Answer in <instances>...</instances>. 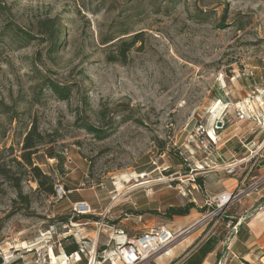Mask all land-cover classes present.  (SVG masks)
I'll list each match as a JSON object with an SVG mask.
<instances>
[{"label": "rangeland", "instance_id": "obj_1", "mask_svg": "<svg viewBox=\"0 0 264 264\" xmlns=\"http://www.w3.org/2000/svg\"><path fill=\"white\" fill-rule=\"evenodd\" d=\"M0 7V149L19 156L35 127L43 145L34 165L69 192L58 201L24 177L25 207L0 179V258L40 264L50 232L73 223L78 243L61 235L49 252L52 264H64L63 246L73 243L85 250L76 263L99 260L113 250L115 229L130 240L160 230L178 235L149 264H163V254L195 236L189 250L216 238L215 264H231L228 220L215 225L205 204L211 188L228 179L227 166L217 169L221 160L228 165L240 153L248 156L257 146L250 142L264 136V0H0ZM46 19L54 20L50 34L39 27ZM17 30L26 41L14 36ZM57 33L62 42L53 50ZM132 39L123 59L120 43ZM49 83L70 86L68 101L56 98ZM244 102L251 110L242 121L236 108ZM83 124L106 130L105 138ZM208 134L220 139L210 155L203 147ZM228 138L238 155L227 161ZM75 201L90 212L75 215ZM187 204L194 205L188 216H163ZM245 206L235 202L224 216L236 217ZM101 220L104 227L95 225ZM251 255L241 263L258 264ZM107 258L103 264H121L111 253Z\"/></svg>", "mask_w": 264, "mask_h": 264}, {"label": "built area", "instance_id": "obj_2", "mask_svg": "<svg viewBox=\"0 0 264 264\" xmlns=\"http://www.w3.org/2000/svg\"><path fill=\"white\" fill-rule=\"evenodd\" d=\"M248 113V109L246 107L244 108V106L236 108V118L238 120H248ZM261 128L263 130L262 133H264V126L262 125ZM207 137L208 146L204 144L203 147L204 152H206L207 155H210L211 148L213 147L214 149H216L217 141H219L220 139L216 136L215 139H213L210 137L209 134ZM261 143H264V136L261 140ZM250 144L252 147L255 146L254 142H250ZM257 147L258 145L256 146V148ZM259 158H261V153H256L255 149L253 151H250L248 156H246L245 158L237 161L235 160L232 163L228 164L225 168V173L227 175H235L237 171L241 170V176L238 185L232 192H224L218 194L216 196L211 197L209 201L206 202L205 205L210 210L208 213V217L210 218V220L215 219V225H217L219 221L222 220L225 213L235 202H239L242 198L248 197L258 185L264 184L263 177L259 180V183H257V185H246L248 176L258 166ZM54 188V197L58 201L64 199L69 194V192L64 190L63 186L55 185ZM263 208V204L258 205L257 207L253 208L254 213L261 211ZM72 211L77 216L85 215L90 212V207L87 203L83 201H78L72 204ZM85 211L87 213H85ZM74 225L75 224L73 223H71L70 225L62 224L60 232H50L49 238L47 239V243H49L51 240L52 244H50L47 254H44V252H42L43 254H40L41 252H38L37 254V256L39 257L38 260L41 262L40 264H52L51 260L49 259V252L53 250V244L55 245L56 242L60 246L59 241L62 238L59 237L61 235L63 236V238H65V235H71L75 239L76 243H78L76 234L72 233L73 230L71 227H73ZM95 225L104 227L102 220L99 222H95ZM239 225V220L233 223L231 219H228L225 226L231 229L232 235H236L239 229ZM177 237L178 235L176 236L168 230H160L159 232H147L141 234L137 238L130 240L123 231L115 229L112 230L111 237L114 244L113 250L111 252H106L105 254H103V256L99 258V260H96L94 257H92L91 259H89L88 264H103L106 262V260L110 262V258H107L110 253L112 254V256H115L121 264H149L150 260L156 254H158L167 246H169ZM84 253V247L80 245L76 253L67 256L66 262L73 257L75 260L80 261L81 256ZM45 257H47V259ZM1 258L3 259L4 264H7L6 258L2 256ZM257 263L264 264V248H261L259 250V258L257 259Z\"/></svg>", "mask_w": 264, "mask_h": 264}, {"label": "crops", "instance_id": "obj_3", "mask_svg": "<svg viewBox=\"0 0 264 264\" xmlns=\"http://www.w3.org/2000/svg\"><path fill=\"white\" fill-rule=\"evenodd\" d=\"M244 106L248 109V111L251 110V106L249 107L247 103L245 102H244ZM235 136L236 135H234L233 137ZM232 138L226 139V141L222 144V147L224 146L225 147L224 150L227 152L225 154V157L230 156V159H226L227 161L231 159H236L235 156L238 155L235 149L230 148V144L234 143ZM251 140H255V139L253 138ZM254 144L258 145V147L256 148V153L260 152L261 158L258 159V166L256 167V169H254L252 173L248 176V179L246 181V185L248 186L252 184L257 185V183H259V180L264 177V143H261V140H259V141H254ZM240 155H241V158L237 160H241L246 157L245 153L243 154L240 153ZM225 166H227L225 161L221 160V162L217 165L218 167L217 169H219V167L220 169L225 168ZM238 173H236L235 175H228V179L224 183L218 185L216 188H211L213 193H210L209 196H216L224 192H228V193L232 192L236 188L240 180L241 174L240 172ZM75 202H78V201H75ZM239 203L246 204L245 208L239 213H237L236 217L229 216V218L235 222L239 220L240 229L242 228L239 235H232L230 244H228L229 248H231V246H234L233 248L236 251L235 252L234 250H231L229 253L230 254L229 262L231 264H242L240 260L246 259V257L249 256L250 254H252L251 256L255 259V261H257V259L259 258V250L261 248H264V244H263L264 240L260 239V236L264 234V208L261 211L255 212L254 215L250 217L247 216L248 210L257 207L260 204L264 205V184L258 185L250 193L248 197L242 198L239 201ZM245 237L246 239H244ZM196 239H197V236H195L194 238L188 237L186 240L180 242L179 244L175 245L172 249H170L168 251V254L166 253L163 254L162 257L166 259V261L163 264H170L173 261V259L176 260L178 257L183 255L185 252H187L185 256L182 259H180V261L176 264H215L218 258V254H217L218 246L217 245L213 246L212 242L214 241V239L215 241L217 239L209 238L211 239V242L207 247L204 246V244L208 239L200 241L189 250L188 248H190V246L193 245ZM250 247H254L253 248L254 252H252V249H251V251L248 254H246L244 257L238 260L236 257L237 253H241V254L246 253L247 251H249ZM57 257H58L57 262H60L59 258L61 256L58 255ZM72 260L75 261V264H79V263H76L78 262L77 260L75 259H72Z\"/></svg>", "mask_w": 264, "mask_h": 264}, {"label": "trees", "instance_id": "obj_4", "mask_svg": "<svg viewBox=\"0 0 264 264\" xmlns=\"http://www.w3.org/2000/svg\"><path fill=\"white\" fill-rule=\"evenodd\" d=\"M173 1V0H169ZM4 8L0 7V12L3 11ZM39 27L44 34H50L52 27H54V20L46 19L39 23ZM60 35V33H59ZM58 33L53 35L51 39V47L53 50H56L61 41H58ZM14 36L19 41H26L27 35L24 32L15 31ZM135 39V38H134ZM132 39L129 42H121L119 47L120 57L125 59L126 53L129 52L132 47L135 45V41ZM117 61V60H112ZM48 89L50 92L58 98L60 101H68L71 96L72 90L70 86L62 87L57 84L49 83ZM81 128L91 134L93 137L97 139L105 138V131L100 128H95L88 124H83ZM43 145V138L37 131L35 127L31 128L27 134L25 135L22 146L20 149L19 156H14L13 148H5L0 149V179L6 182L10 188L15 190L17 199H19L25 207L28 205L27 196L23 195L22 192V183L24 181V177H31V179L37 184L39 190H41L47 196H54L55 194V186L54 181L49 176L44 174L42 170L34 165L33 157L38 154L39 147ZM6 154V155H5ZM12 158H9L11 157ZM21 171V173H20ZM196 182L199 186L202 185V180L197 179ZM194 208L193 204H187L183 207H169L164 213V217L167 220H171L172 218H182L186 217L190 214V211ZM25 209V208H24ZM89 219H93L91 216H87ZM225 219H230L228 216H224ZM232 220V219H231ZM234 223V221H233ZM240 229V226H239ZM242 228L238 230L236 235H239ZM239 237V236H238ZM70 237L65 238L68 240ZM246 239V237L244 238ZM211 242V239H208L204 246H208ZM63 250L67 255H72L78 251L77 244L73 243L69 246H63Z\"/></svg>", "mask_w": 264, "mask_h": 264}, {"label": "water", "instance_id": "obj_5", "mask_svg": "<svg viewBox=\"0 0 264 264\" xmlns=\"http://www.w3.org/2000/svg\"><path fill=\"white\" fill-rule=\"evenodd\" d=\"M217 126L220 127L221 126V123L218 122ZM0 264H3V259L2 258H0Z\"/></svg>", "mask_w": 264, "mask_h": 264}, {"label": "bare ground", "instance_id": "obj_6", "mask_svg": "<svg viewBox=\"0 0 264 264\" xmlns=\"http://www.w3.org/2000/svg\"><path fill=\"white\" fill-rule=\"evenodd\" d=\"M145 184H146V183H145ZM141 186H142V185H141ZM52 258H53V257H52ZM66 259H67V256H64V260H65V261L63 262L64 264H66Z\"/></svg>", "mask_w": 264, "mask_h": 264}]
</instances>
